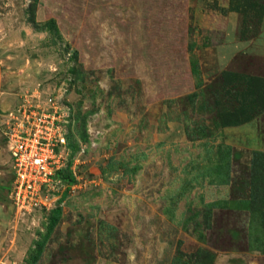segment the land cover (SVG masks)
I'll return each instance as SVG.
<instances>
[{
  "label": "rangeland",
  "instance_id": "1",
  "mask_svg": "<svg viewBox=\"0 0 264 264\" xmlns=\"http://www.w3.org/2000/svg\"><path fill=\"white\" fill-rule=\"evenodd\" d=\"M53 98L76 176L21 213L4 123ZM0 264H264V0H0Z\"/></svg>",
  "mask_w": 264,
  "mask_h": 264
},
{
  "label": "built area",
  "instance_id": "2",
  "mask_svg": "<svg viewBox=\"0 0 264 264\" xmlns=\"http://www.w3.org/2000/svg\"><path fill=\"white\" fill-rule=\"evenodd\" d=\"M49 103L47 107L40 100H25L4 123L14 172L10 200L21 213L47 207V200L63 185L58 172L69 164L67 117L55 98ZM74 164L71 170L76 176Z\"/></svg>",
  "mask_w": 264,
  "mask_h": 264
},
{
  "label": "trees",
  "instance_id": "3",
  "mask_svg": "<svg viewBox=\"0 0 264 264\" xmlns=\"http://www.w3.org/2000/svg\"><path fill=\"white\" fill-rule=\"evenodd\" d=\"M69 150H70V158H69L68 167L58 172L59 180H61L63 184L69 183L70 179L73 181L75 178V175L71 170V167L74 163L77 154L80 153V151H82V145H79L76 148H74L71 145V142H69Z\"/></svg>",
  "mask_w": 264,
  "mask_h": 264
}]
</instances>
